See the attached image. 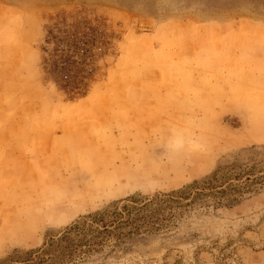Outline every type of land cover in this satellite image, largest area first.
Returning <instances> with one entry per match:
<instances>
[{
    "label": "rangeland",
    "instance_id": "rangeland-1",
    "mask_svg": "<svg viewBox=\"0 0 264 264\" xmlns=\"http://www.w3.org/2000/svg\"><path fill=\"white\" fill-rule=\"evenodd\" d=\"M62 16L107 43L81 96ZM0 264H264V0H0Z\"/></svg>",
    "mask_w": 264,
    "mask_h": 264
},
{
    "label": "trees",
    "instance_id": "trees-1",
    "mask_svg": "<svg viewBox=\"0 0 264 264\" xmlns=\"http://www.w3.org/2000/svg\"><path fill=\"white\" fill-rule=\"evenodd\" d=\"M92 27L84 18L59 17V20L47 31L45 45L50 51L45 52L46 74L53 80L55 85L66 94L81 96L86 92L88 84L94 79L95 56L107 45L104 42L102 30ZM146 207L143 204L141 208ZM131 210L135 212L132 213ZM138 209H134L128 204L115 208L112 212L98 214L85 219L82 224L83 230L75 232H90L94 239H98L101 234L114 236L120 232L121 227H133L134 233L137 226L134 223L142 221L144 216ZM98 226L101 230H84V228ZM79 229V228H77ZM89 234V233H88ZM117 234V236H118ZM88 242V241H87Z\"/></svg>",
    "mask_w": 264,
    "mask_h": 264
}]
</instances>
